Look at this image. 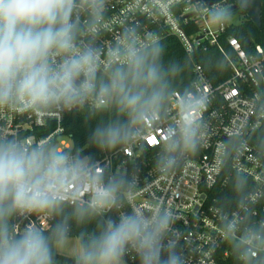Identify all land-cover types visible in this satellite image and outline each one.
Returning <instances> with one entry per match:
<instances>
[{
	"label": "clouds",
	"instance_id": "obj_1",
	"mask_svg": "<svg viewBox=\"0 0 264 264\" xmlns=\"http://www.w3.org/2000/svg\"><path fill=\"white\" fill-rule=\"evenodd\" d=\"M103 7L104 0H0V108L71 109L97 101L116 115L92 131L96 146L147 143L157 135V145L149 146L162 145L161 163L173 166L197 147L194 113L204 100L186 93L180 118L157 131L170 94L168 78L178 66L165 68L163 47L139 44L129 30L102 68V50L79 37L95 34ZM81 10L91 20L86 28ZM213 18L225 19V10ZM130 186L122 176L106 179L90 157L0 137V264H57V253L69 249L74 264H126L129 252L140 264H182L165 241L173 219L169 210L107 215L122 206L121 192ZM16 215L58 219L17 231L10 225ZM94 221V231L71 236L72 223Z\"/></svg>",
	"mask_w": 264,
	"mask_h": 264
},
{
	"label": "built area",
	"instance_id": "obj_2",
	"mask_svg": "<svg viewBox=\"0 0 264 264\" xmlns=\"http://www.w3.org/2000/svg\"><path fill=\"white\" fill-rule=\"evenodd\" d=\"M227 0L208 5L206 0H104L95 34L85 31L79 37L102 50L101 67L112 56L124 33L134 30L139 44L159 43L176 36L193 59L197 50L217 46L225 55L231 74L213 83L202 64L193 62L195 78L186 93L203 98L202 109L194 115L199 121L198 143L193 151L178 157L177 163H161L163 149L157 135L145 143L134 141L104 149L96 166L106 179L122 176L131 186L121 192L122 206L107 212L117 218L136 209L151 215L159 208L172 214L165 237L182 264H236L264 253V149L252 136L264 126V44L245 48L235 36H226L232 19L214 20ZM82 28L91 22L89 14H78ZM225 36L229 50L221 40ZM173 91L166 110L156 126L167 130L180 118L179 102L185 94ZM100 107L89 100L71 109L0 108V137L16 138L30 147H63L65 151L89 157L65 140V116L76 109ZM151 126V122H149ZM233 174L248 178L254 188L236 207L218 204L214 189L227 186ZM35 223L47 227L54 218L16 215L11 227L23 231ZM127 264H140L135 252L124 257Z\"/></svg>",
	"mask_w": 264,
	"mask_h": 264
},
{
	"label": "trees",
	"instance_id": "obj_3",
	"mask_svg": "<svg viewBox=\"0 0 264 264\" xmlns=\"http://www.w3.org/2000/svg\"><path fill=\"white\" fill-rule=\"evenodd\" d=\"M234 4V0H227L228 6L226 8V18L224 20L230 21L233 19L235 23L227 29L225 35L237 37L247 49L255 43L264 44V0H262L261 27L250 19L247 12L240 7L231 10L228 9ZM221 42L225 49L229 50L225 36H223ZM158 44L163 47L161 57L163 66L168 68L171 65H176L179 69L168 78V91L170 94L166 101V105L168 104L173 91L179 90L186 93L191 88V84L195 78L193 72L194 61L202 64L209 79L215 84L224 81L231 74L229 62L217 46H211L207 50H197L192 59L184 50L180 40L176 36L169 35ZM115 115L114 109H103L101 107L92 108L84 106L73 110L65 116V134L72 140L75 149H82L83 153L87 154L92 161L96 160L103 153L104 149L99 148L93 143L91 140L92 131L98 124L106 123L110 119H114ZM252 142L257 144L261 149H264V126L255 132L252 136ZM121 145H118L115 148ZM253 188L254 186L250 179L233 174L227 186L215 188L214 192L218 197V204L220 206L232 209L242 202L245 196ZM67 211H70V209ZM56 219L58 218H54V223ZM96 226L95 221L80 226L72 223L71 236L75 237L81 230L88 232L94 231ZM55 259L56 261L62 262L61 264H74L73 258L62 254L57 253ZM230 262L236 264H264V253L260 254L258 258H248L243 261L234 257L233 259H230Z\"/></svg>",
	"mask_w": 264,
	"mask_h": 264
},
{
	"label": "water",
	"instance_id": "obj_4",
	"mask_svg": "<svg viewBox=\"0 0 264 264\" xmlns=\"http://www.w3.org/2000/svg\"><path fill=\"white\" fill-rule=\"evenodd\" d=\"M220 0H206L208 5L215 4ZM235 4L228 9L240 7L247 12L250 19H252L259 27L262 26V0H234Z\"/></svg>",
	"mask_w": 264,
	"mask_h": 264
},
{
	"label": "rangeland",
	"instance_id": "obj_5",
	"mask_svg": "<svg viewBox=\"0 0 264 264\" xmlns=\"http://www.w3.org/2000/svg\"><path fill=\"white\" fill-rule=\"evenodd\" d=\"M227 8V7H226ZM60 140H65L67 143H69V145H73V142H72V140L69 138V137H64V136H62V138H60ZM58 254H62V255H64V256H68V257H71V258H73V256H72V252H71V250L69 249V250H63V251H61V252H59ZM62 262H60V261H57V264H61ZM127 264V263H126Z\"/></svg>",
	"mask_w": 264,
	"mask_h": 264
}]
</instances>
